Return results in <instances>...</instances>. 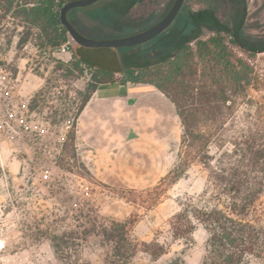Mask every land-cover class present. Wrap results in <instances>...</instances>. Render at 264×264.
Returning a JSON list of instances; mask_svg holds the SVG:
<instances>
[{
	"label": "rangeland",
	"instance_id": "374dc122",
	"mask_svg": "<svg viewBox=\"0 0 264 264\" xmlns=\"http://www.w3.org/2000/svg\"><path fill=\"white\" fill-rule=\"evenodd\" d=\"M170 3L171 0H147L144 4L135 0L128 4L121 0L113 9L114 24L83 7L73 8V17L98 28L95 33L83 30L87 37L117 38L151 27L167 13ZM229 25L241 34L243 43L256 46L248 38L264 37V0H187L163 31L130 46L133 60L148 61L145 64L158 61L170 56L198 31L207 35ZM22 32L23 26L10 14L0 25V75L5 76L6 90L29 106L35 97L31 127L20 138L0 136V264H60L47 237L72 229L84 238L79 247L81 257L92 264H102L107 246L102 244L98 231L110 220L129 221L130 233L139 241L156 239L165 244V252L158 257L139 251L133 264H167L176 257L188 264H200L205 231L198 228L192 243L173 240L168 220L186 197L197 199L203 192L206 171L202 165L192 162L175 183L164 185L163 195L154 204L150 203L152 193L147 191L178 161L179 123L176 134L163 144L165 169L156 181L131 188L114 180L112 174L96 175L92 165L104 169L106 157L90 153L81 143L72 146L67 141L64 145L80 102L76 91L84 90L88 73L77 80L64 76L56 61L69 64L71 53L57 48L41 50L35 45L34 35L18 46ZM261 47L256 46L251 57L232 47L254 67V83L249 94L258 101H264ZM114 53L112 49H97L89 55L92 62L106 66L112 64ZM134 158L138 172L135 175L145 177L147 167H140L142 161L137 156ZM258 262L251 259L247 264Z\"/></svg>",
	"mask_w": 264,
	"mask_h": 264
},
{
	"label": "trees",
	"instance_id": "16d2710c",
	"mask_svg": "<svg viewBox=\"0 0 264 264\" xmlns=\"http://www.w3.org/2000/svg\"><path fill=\"white\" fill-rule=\"evenodd\" d=\"M66 1L0 0V25L10 14L23 26L18 46L31 35L41 50L66 43L72 60L69 64L57 60V68L73 80L88 73L84 90L76 91L80 102L64 145L70 141L75 146L77 117L95 91L128 83L158 89L175 107L181 136L177 163L157 185L147 189L152 193L150 203H156L164 185L175 183L192 162H199L206 171L203 192L197 199L186 197L169 218L171 238L192 243L195 231L201 228L206 239L200 264H247L251 259L264 264V101L249 94L253 65L232 49L238 47L251 57L256 46L243 43L241 34L229 25L207 35L200 30L170 56L145 64L148 61L133 60L130 46L90 48L69 43L59 18ZM120 1L98 0L83 10L114 24L113 9ZM73 13V8L68 10V19L83 35L98 31L76 20ZM97 49H112V64L92 62L89 53ZM30 107L35 108V97ZM98 234L107 246L102 264H133L139 251L158 257L166 250L156 239L134 238L127 220L103 223ZM47 238L60 264H92L81 257L79 247L84 238L76 230L52 233ZM167 264L188 263L176 257Z\"/></svg>",
	"mask_w": 264,
	"mask_h": 264
},
{
	"label": "crops",
	"instance_id": "0c3cea01",
	"mask_svg": "<svg viewBox=\"0 0 264 264\" xmlns=\"http://www.w3.org/2000/svg\"><path fill=\"white\" fill-rule=\"evenodd\" d=\"M178 117L173 103L158 89L146 84L118 85L95 91L76 120L77 144L90 153L106 157L104 169L92 165L101 177L131 188L154 182L165 169L163 144L176 134ZM134 156L146 166L139 177ZM140 176V175H139Z\"/></svg>",
	"mask_w": 264,
	"mask_h": 264
},
{
	"label": "water",
	"instance_id": "95a60500",
	"mask_svg": "<svg viewBox=\"0 0 264 264\" xmlns=\"http://www.w3.org/2000/svg\"><path fill=\"white\" fill-rule=\"evenodd\" d=\"M98 0H68L60 9L59 18L62 26H65L69 36V43H76L84 47L99 48V47H127L143 43L161 31H163L175 18L184 0H175L167 13L151 27L128 35L110 39H94L83 35L69 21L67 12L75 7H85L95 3Z\"/></svg>",
	"mask_w": 264,
	"mask_h": 264
},
{
	"label": "built area",
	"instance_id": "2783aa9c",
	"mask_svg": "<svg viewBox=\"0 0 264 264\" xmlns=\"http://www.w3.org/2000/svg\"><path fill=\"white\" fill-rule=\"evenodd\" d=\"M58 50L65 51L69 48L66 43L60 45ZM70 52V51H69ZM5 76L0 75V136L5 138H20L22 132L29 129L35 113L29 104L6 90Z\"/></svg>",
	"mask_w": 264,
	"mask_h": 264
},
{
	"label": "flooded vegetation",
	"instance_id": "af4514ba",
	"mask_svg": "<svg viewBox=\"0 0 264 264\" xmlns=\"http://www.w3.org/2000/svg\"><path fill=\"white\" fill-rule=\"evenodd\" d=\"M174 1H175V0H171V3H170V5H169V9H170V7L172 6V4L174 3ZM186 1H187V0H184V1H183L181 7L185 4ZM181 7H180V8H181ZM169 9H168V10H169ZM248 39H249V40H253L254 42H256V46H259V47L264 46V37H260V38H248Z\"/></svg>",
	"mask_w": 264,
	"mask_h": 264
}]
</instances>
